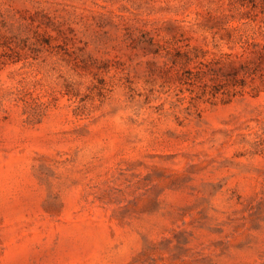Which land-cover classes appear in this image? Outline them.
I'll list each match as a JSON object with an SVG mask.
<instances>
[{"label": "rangeland", "instance_id": "1", "mask_svg": "<svg viewBox=\"0 0 264 264\" xmlns=\"http://www.w3.org/2000/svg\"><path fill=\"white\" fill-rule=\"evenodd\" d=\"M0 264H264V0H0Z\"/></svg>", "mask_w": 264, "mask_h": 264}]
</instances>
